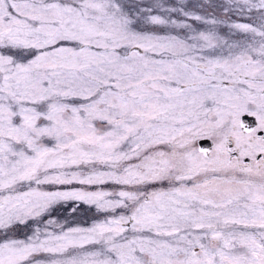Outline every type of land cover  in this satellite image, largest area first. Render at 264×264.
Wrapping results in <instances>:
<instances>
[{
    "label": "snow or ice",
    "instance_id": "6c2138e0",
    "mask_svg": "<svg viewBox=\"0 0 264 264\" xmlns=\"http://www.w3.org/2000/svg\"><path fill=\"white\" fill-rule=\"evenodd\" d=\"M0 264H264V0H0Z\"/></svg>",
    "mask_w": 264,
    "mask_h": 264
},
{
    "label": "water",
    "instance_id": "95a60500",
    "mask_svg": "<svg viewBox=\"0 0 264 264\" xmlns=\"http://www.w3.org/2000/svg\"><path fill=\"white\" fill-rule=\"evenodd\" d=\"M247 119H250V118H247Z\"/></svg>",
    "mask_w": 264,
    "mask_h": 264
},
{
    "label": "rangeland",
    "instance_id": "374dc122",
    "mask_svg": "<svg viewBox=\"0 0 264 264\" xmlns=\"http://www.w3.org/2000/svg\"><path fill=\"white\" fill-rule=\"evenodd\" d=\"M247 119V118H246ZM251 119V118H250Z\"/></svg>",
    "mask_w": 264,
    "mask_h": 264
}]
</instances>
